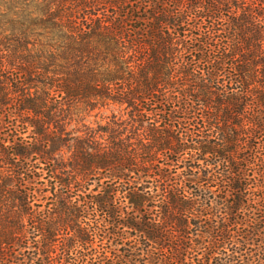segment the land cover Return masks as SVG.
<instances>
[{"label":"trees","instance_id":"obj_1","mask_svg":"<svg viewBox=\"0 0 264 264\" xmlns=\"http://www.w3.org/2000/svg\"><path fill=\"white\" fill-rule=\"evenodd\" d=\"M0 264H264V0H0Z\"/></svg>","mask_w":264,"mask_h":264},{"label":"rangeland","instance_id":"obj_2","mask_svg":"<svg viewBox=\"0 0 264 264\" xmlns=\"http://www.w3.org/2000/svg\"><path fill=\"white\" fill-rule=\"evenodd\" d=\"M115 115L118 119L122 113L117 107H108L100 110L93 111L90 116L85 119L86 124H90L91 127L95 128L96 124L104 125L106 122L112 120V116ZM77 129L80 130V124L77 125Z\"/></svg>","mask_w":264,"mask_h":264}]
</instances>
